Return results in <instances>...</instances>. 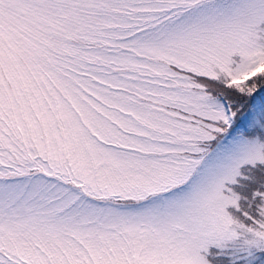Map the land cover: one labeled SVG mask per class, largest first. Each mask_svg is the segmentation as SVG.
I'll list each match as a JSON object with an SVG mask.
<instances>
[{
	"label": "snow or ice",
	"instance_id": "obj_1",
	"mask_svg": "<svg viewBox=\"0 0 264 264\" xmlns=\"http://www.w3.org/2000/svg\"><path fill=\"white\" fill-rule=\"evenodd\" d=\"M0 264H264V0H0Z\"/></svg>",
	"mask_w": 264,
	"mask_h": 264
}]
</instances>
